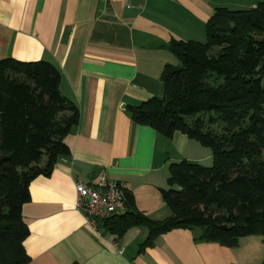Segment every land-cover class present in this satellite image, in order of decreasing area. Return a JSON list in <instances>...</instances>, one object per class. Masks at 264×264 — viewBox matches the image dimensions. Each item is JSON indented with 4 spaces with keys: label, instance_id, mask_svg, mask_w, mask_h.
<instances>
[{
    "label": "crops",
    "instance_id": "obj_1",
    "mask_svg": "<svg viewBox=\"0 0 264 264\" xmlns=\"http://www.w3.org/2000/svg\"><path fill=\"white\" fill-rule=\"evenodd\" d=\"M256 1L0 0V58L53 62L59 92L78 107V121L63 137L69 154L29 181L20 207L28 264H260L259 234L228 247L177 227L142 249L144 226L121 236L100 228L97 235L75 207L74 191L76 178L86 183L103 171L132 194L138 211L152 219L169 214L159 191L168 187V164L205 161L206 148L177 130L165 137L133 121L124 106L161 94L163 64L177 63L171 38L204 41L215 6L241 9Z\"/></svg>",
    "mask_w": 264,
    "mask_h": 264
},
{
    "label": "trees",
    "instance_id": "obj_2",
    "mask_svg": "<svg viewBox=\"0 0 264 264\" xmlns=\"http://www.w3.org/2000/svg\"><path fill=\"white\" fill-rule=\"evenodd\" d=\"M204 34V41L171 38L177 63L163 64L161 94L124 106L133 121L165 137L182 132L209 147L211 157L208 165L185 158L168 164V187L159 189L167 216L138 211L124 188L126 208L98 220L99 230L116 236L144 226L139 249L177 227L228 247L248 234L264 241V0L215 6ZM59 78L49 60L0 58V264H28L20 213L28 183L69 154L63 137L77 123L78 107L59 92Z\"/></svg>",
    "mask_w": 264,
    "mask_h": 264
},
{
    "label": "built area",
    "instance_id": "obj_3",
    "mask_svg": "<svg viewBox=\"0 0 264 264\" xmlns=\"http://www.w3.org/2000/svg\"><path fill=\"white\" fill-rule=\"evenodd\" d=\"M75 207L83 214L87 223L99 235L98 220L122 212L126 208L124 186L103 171L93 180H74ZM117 244V241L114 242ZM121 251L120 249H118Z\"/></svg>",
    "mask_w": 264,
    "mask_h": 264
},
{
    "label": "rangeland",
    "instance_id": "obj_4",
    "mask_svg": "<svg viewBox=\"0 0 264 264\" xmlns=\"http://www.w3.org/2000/svg\"><path fill=\"white\" fill-rule=\"evenodd\" d=\"M216 49H217V47L213 46L211 48V50H210V53H214L216 51ZM208 126L213 127V128H216V129L219 128V124L218 123H211ZM200 147H202V146H200ZM203 147L206 148V160L205 161H202V162L200 161V163L205 164V165H208V164H210V160H211V157H210V148L207 147V146H203ZM247 242L251 243L250 240L246 241L245 243L247 244Z\"/></svg>",
    "mask_w": 264,
    "mask_h": 264
},
{
    "label": "water",
    "instance_id": "obj_5",
    "mask_svg": "<svg viewBox=\"0 0 264 264\" xmlns=\"http://www.w3.org/2000/svg\"><path fill=\"white\" fill-rule=\"evenodd\" d=\"M262 83L264 84V78H263V80H262Z\"/></svg>",
    "mask_w": 264,
    "mask_h": 264
}]
</instances>
